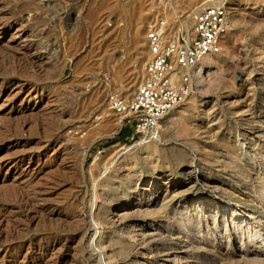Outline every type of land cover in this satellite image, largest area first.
Segmentation results:
<instances>
[{
    "label": "rangeland",
    "instance_id": "rangeland-1",
    "mask_svg": "<svg viewBox=\"0 0 264 264\" xmlns=\"http://www.w3.org/2000/svg\"><path fill=\"white\" fill-rule=\"evenodd\" d=\"M227 1L222 53L137 144L108 94L200 0H0V264H264V0Z\"/></svg>",
    "mask_w": 264,
    "mask_h": 264
},
{
    "label": "built area",
    "instance_id": "built-area-1",
    "mask_svg": "<svg viewBox=\"0 0 264 264\" xmlns=\"http://www.w3.org/2000/svg\"><path fill=\"white\" fill-rule=\"evenodd\" d=\"M230 14L227 0H200L189 37L181 34L168 41L156 26L147 30L143 77L133 97L118 93L107 97L109 109L131 123L129 141L144 144L158 138L161 119L190 93L200 61L222 53L231 29Z\"/></svg>",
    "mask_w": 264,
    "mask_h": 264
},
{
    "label": "bare ground",
    "instance_id": "bare-ground-1",
    "mask_svg": "<svg viewBox=\"0 0 264 264\" xmlns=\"http://www.w3.org/2000/svg\"><path fill=\"white\" fill-rule=\"evenodd\" d=\"M198 8H196V10H197ZM196 10L194 11V13L196 12ZM194 18V14L192 15V16H190L189 18H187V20L184 22V24H185V28H186V31H187V34H188V37L190 36V26L192 25V19ZM7 28V27H6ZM192 28V27H191ZM18 29H19V27H18ZM163 38V37H162ZM164 39V38H163ZM165 40V39H164ZM176 41V40H175ZM146 45H147V43H146ZM148 51V50H147ZM11 63V62H10ZM213 65V60L211 59V57L210 56H206V57H204L201 61H200V64H199V70L196 72L197 74H200L201 73V71L203 70V68H205V66H208V67H211ZM204 66V67H203ZM201 67H203V68H201ZM207 67V68H208ZM15 68V67H14ZM13 70V69H12ZM19 71V70H18ZM196 74V75H197ZM123 117V116H122ZM121 120H122V118H121ZM121 120L120 121H118V124H121ZM124 120V119H123ZM114 132H109V133H106V134H104L101 138L102 139H105V138H107V137H110V136H112V134H113ZM132 148V146H130V147H123V146H119L118 148H117V150L115 151V153H114V155H113V158L111 159V162L109 163V164H107V165H105L104 166V169H103V172H102V174H105L106 172L108 173V171L110 170V168L115 164V162H117V161H120L121 159H123V157L129 152V150ZM94 206V205H93ZM97 209V206H94V208H92V212L90 213V221H91V231L93 232L92 234H90V238L89 239H91L90 240V242H91V245H95L96 246V244H97V237H98V234H99V231L97 232V228H98V223L96 222V220H95V218H94V214H95V210ZM230 209V208H229ZM188 210V209H187ZM180 211H182V209L180 210ZM233 215H234V212H233ZM216 216V215H215ZM237 217V216H236ZM223 218V217H222ZM238 218V217H237ZM213 220V219H212ZM216 220V219H215ZM221 220V219H220ZM228 220V219H227ZM215 225V224H214ZM241 225V224H240ZM146 226V225H145ZM246 226V225H245ZM147 227V226H146ZM249 227V226H248ZM143 228V227H142ZM151 228V227H150ZM239 228V227H238ZM244 229H245V227H244ZM253 229V228H252ZM150 230V229H149ZM148 230V231H149ZM255 230V229H254ZM148 231H146V232H148ZM248 231V230H247ZM145 232V231H144ZM151 232V231H150ZM98 233V234H97ZM256 233H258V232H256L255 231V233H254V235L256 234ZM143 234V233H142ZM178 234V233H177ZM172 235V234H171ZM220 235V234H219ZM222 235V234H221ZM174 236V235H173ZM257 236V235H256ZM259 236V235H258ZM242 240V239H241ZM183 241V240H182ZM185 241H186V239H185ZM188 241V240H187ZM190 241V240H189ZM200 241V240H199ZM207 242V241H206ZM228 242V241H227ZM187 243V242H186ZM194 243V242H193ZM199 243V242H198ZM219 243V242H218ZM207 244V243H206ZM243 244V243H242ZM245 244V243H244ZM243 244V245H244ZM253 244V243H252ZM183 245H185V244H183ZM191 245V244H190ZM195 245V244H194ZM197 245V244H196ZM209 245H211V244H209ZM254 245V244H253ZM259 245V244H258ZM94 246V247H95ZM189 246V245H188ZM187 246V247H188ZM203 246V245H202ZM214 246V245H213ZM260 246H262V248H254V249H251V252H254L255 254H257V255H261L263 258H264V240H262L261 241V245ZM185 247V246H184ZM196 247V246H195ZM212 247V246H211ZM183 248V247H182ZM203 248H205V247H203ZM209 248V247H208ZM224 248V247H223ZM95 249V248H94ZM184 249V248H183ZM196 249V248H195ZM219 249V248H218ZM225 249V248H224ZM249 249V248H248ZM210 250H212V249H210ZM214 250V249H213ZM247 250V249H246ZM224 251V250H223ZM238 252H239V255H240V253H243L244 252V249L243 248H239L238 250H237ZM194 253V252H193ZM214 253V252H213ZM217 253H219V252H217ZM207 254V253H206ZM245 254H246V252H245ZM201 255V254H200ZM218 255V254H217ZM229 255V254H228ZM208 256V255H207ZM210 256H211V254H210ZM225 257H226V255H224ZM230 256V255H229ZM173 257H175V256H173ZM201 257V256H200ZM206 257V256H205ZM220 257V256H219ZM242 257H246V256H242ZM248 257V256H247ZM250 257V256H249ZM178 258V257H177ZM198 258V257H197ZM208 258V257H207ZM222 258H224V257H222ZM221 258V259H222ZM227 258V261H228V258L229 257H226ZM238 258V257H237ZM252 258V257H251ZM176 259V258H175ZM210 259V258H209ZM220 259V260H221ZM231 259H233V258H231ZM230 258H229V260H231ZM235 259V258H234ZM180 260H182V259H180ZM203 260V259H202ZM211 260V259H210ZM213 260V259H212ZM218 261V262H220V264H228L226 261ZM252 260V259H251ZM178 261V260H177ZM235 261H236V259H235ZM259 261V260H258ZM218 262H217V264H218ZM231 262H234V260L232 261L231 260ZM237 262V261H236ZM208 263H209V261H208ZM214 262H212V264H213ZM240 263V262H239ZM238 263V264H239ZM216 264V263H215Z\"/></svg>",
    "mask_w": 264,
    "mask_h": 264
},
{
    "label": "trees",
    "instance_id": "trees-1",
    "mask_svg": "<svg viewBox=\"0 0 264 264\" xmlns=\"http://www.w3.org/2000/svg\"><path fill=\"white\" fill-rule=\"evenodd\" d=\"M129 133H130L129 129H124L120 133V139L125 140L127 136L129 135Z\"/></svg>",
    "mask_w": 264,
    "mask_h": 264
}]
</instances>
